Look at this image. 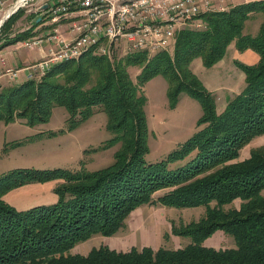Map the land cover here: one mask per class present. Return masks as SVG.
<instances>
[{
    "label": "trees",
    "instance_id": "obj_1",
    "mask_svg": "<svg viewBox=\"0 0 264 264\" xmlns=\"http://www.w3.org/2000/svg\"><path fill=\"white\" fill-rule=\"evenodd\" d=\"M20 13L10 16L0 32ZM253 14L262 17L255 36L243 33ZM196 18L190 21H199L201 27L181 29L172 55L136 52L110 58L95 54L94 48L77 60L54 65L37 80L0 88V122L43 124L53 108L64 107L73 128L98 109L107 115V129L115 133L108 143H120L113 163L101 170L17 169L0 176V264H264V146L233 162L253 139L264 135V0ZM37 20L28 31L0 38V49L36 36L33 30L42 17ZM232 43L238 52L251 50L259 59L255 65L234 61L244 73L245 87L218 114L214 96L204 90L190 65L195 59L206 67L218 63ZM130 68L140 69L136 81ZM159 74L168 79L173 105L186 93L200 102L203 114L190 138L160 162L146 164L148 128L141 88ZM186 158L185 165L171 169ZM55 180L59 185L53 189V204L19 211L3 200L13 189ZM151 204L204 210L197 221L171 227L174 236L189 239L184 247L121 252L101 245L86 255L70 253L94 236H115L132 212ZM219 231L232 237V247L205 245Z\"/></svg>",
    "mask_w": 264,
    "mask_h": 264
},
{
    "label": "rangeland",
    "instance_id": "obj_2",
    "mask_svg": "<svg viewBox=\"0 0 264 264\" xmlns=\"http://www.w3.org/2000/svg\"><path fill=\"white\" fill-rule=\"evenodd\" d=\"M5 1V9H8L18 0ZM245 1L247 0H234V4H229V9L233 5ZM41 2L43 1L28 0L27 4L18 9L19 12H21V17L17 20L19 22H14L10 25V27L6 29V32H4L3 29V31L0 32V38H8V35L10 36V34L15 33L13 30L15 27H17L18 30L22 29L21 32L31 29L34 20L37 18L36 15L38 16L39 14L37 6ZM33 4L34 8L36 6V10L32 13H25V10L33 8ZM0 20H3L4 24L8 18ZM261 20L262 17L260 14H253L245 21L243 33L255 36L259 30ZM69 22L78 23V17H70V20H63L61 24H67ZM190 23H197V20L190 21ZM48 24L52 25L47 26L50 28L49 30H56V27L54 26L56 23ZM2 25L0 26V30ZM66 28L71 30V25L61 27L60 31L64 32ZM190 28L199 29L200 27L193 24ZM4 34L6 35L3 36ZM64 39L70 40L67 38ZM97 48L98 49L94 50V53L103 54L98 51L100 46ZM18 49L19 48L14 46L11 48L9 47L7 50L12 51ZM22 49H20L19 52L16 51V54L22 51L25 54L31 55V60L37 55L34 51ZM107 50H109L110 55H103H107L110 58L113 56H124L123 46L113 45L112 47L110 46V48L108 47ZM173 50L174 47L166 53L172 55ZM155 54L156 53H148L147 55L151 57ZM231 56L232 48L230 46L228 47L222 62L219 61L212 66L206 67L202 64L200 59H197L193 61L190 69L204 90L214 96L215 108L218 114L222 113L228 102L245 87L244 73L234 62L232 63ZM4 61L6 67L13 68V66L11 67L9 65L5 55ZM54 65H51V63L48 62L47 66H44L45 73ZM128 71L131 79L136 81V76L139 74L140 69L130 68ZM5 74L6 73L3 72L0 75ZM23 75L24 74L22 73L14 79H9L5 76V79L3 78L0 80V88L19 84L23 81ZM32 80L37 79L34 78ZM168 89L169 82L163 74H159L150 79L141 88L146 99L144 112L148 128V153L144 158L146 164L160 162L165 159L168 154L172 153L180 144L190 138L196 132L197 121L203 114L200 102L186 93H181L178 97L177 103L173 105L168 97ZM107 121V115L96 109L92 116L77 126L70 128L69 116L66 109L64 107H55L51 112L49 120L43 124L28 126L24 121H15L8 124L0 122V176L17 169H68L93 172L108 167L113 163L114 154L119 149L120 143H108V141L115 137V133L107 129ZM261 146H264V135L253 139L242 150L239 158L233 162H240L247 159L250 150ZM187 162L188 158L176 161L170 167L174 170L182 167ZM51 182H55L56 186L59 185L58 180ZM163 193L164 191L156 193L154 199ZM50 196L53 197L56 195L51 192ZM47 198V194H45L44 200H47ZM13 201L18 202L20 206L26 204V202H21L22 198L16 200L13 199ZM239 203V201L235 202L234 205L236 208L239 206ZM12 207L16 209V207ZM227 208L228 207H225L224 209ZM203 213L204 210L202 208L176 209L165 208L158 204L144 205L131 213L130 217L125 221L124 227L115 236L110 238L99 235L94 236L86 242L77 244L70 253L86 255L92 248H97L101 245H106L113 250L121 252L128 251L133 247L137 249L151 247L154 250L158 248L171 250L179 249L185 246V239H189L174 236L171 233V227H179L181 224L186 225L191 221H197L202 217ZM205 245L212 248L222 249L232 247L233 240L232 237L228 235L225 236L219 231L206 240Z\"/></svg>",
    "mask_w": 264,
    "mask_h": 264
},
{
    "label": "built area",
    "instance_id": "obj_3",
    "mask_svg": "<svg viewBox=\"0 0 264 264\" xmlns=\"http://www.w3.org/2000/svg\"><path fill=\"white\" fill-rule=\"evenodd\" d=\"M21 3L17 6V3ZM28 0H18L5 9V0H0V19L9 18ZM37 10L42 23H56V30H48L46 36L36 35L23 43L29 51L47 47L44 57L26 68L27 77L39 79V71L49 61L64 57L82 47H92L100 42V53L109 54L108 47L123 46L124 55L136 52L173 49L176 34L190 23V16L203 15L229 9L234 0H145L121 7V13H113V0H42ZM45 1V2H44ZM70 17H78V24H71L74 37L66 40L58 30V24ZM3 21V20H2ZM0 20V24L2 22ZM154 22L163 23V30H154ZM1 26V25H0ZM110 55V54H109ZM17 71L6 70L9 79L17 77Z\"/></svg>",
    "mask_w": 264,
    "mask_h": 264
},
{
    "label": "crops",
    "instance_id": "obj_4",
    "mask_svg": "<svg viewBox=\"0 0 264 264\" xmlns=\"http://www.w3.org/2000/svg\"><path fill=\"white\" fill-rule=\"evenodd\" d=\"M249 1L250 0H247L245 2H249ZM42 3L43 2L39 3L38 6H40ZM38 6H37V8H38ZM35 10H36V6L34 8V4H33V8L25 10V13H32ZM40 16H42L40 13L38 14V16L36 15V17H38V21H39ZM16 22H19V21H16ZM67 25H71V22H69L67 24H61L60 23V24H58L57 27H58V30H59L60 34L62 35V37L67 38V39H72L74 37V33L72 30H70L69 28H66V30H64V32L60 31L61 27H64ZM47 26H52V25L47 23ZM47 26L45 24L41 23L38 27L34 28L33 32L36 33L35 35L44 36L47 34V30L50 29ZM54 26L56 27V25H54ZM13 30L15 31L16 34L20 33L22 31V29L18 30L17 27H15V29H13ZM15 33H12V34H10V36L8 35L7 37L12 38L16 35ZM7 34H9V33H7ZM2 41H3V39L0 41V44ZM22 45H23V41L18 42V43L13 44V45H9V46L0 50V74L5 72L6 70H14V71L19 70V72L17 73V77L23 73L24 74L23 75V77H24L23 81H25L26 79L28 80V77H27L28 71L26 70V68H28V67L32 66L33 64L37 63L38 61H40L44 57V55L47 51V47H44L42 50H35L34 52H36L37 55L35 56V58H33V60H31V55L25 54L22 51L20 53L16 54V51L19 52L20 49L23 48ZM14 46L16 48H19V49L18 50H12V51L7 50V49H9V47L11 48ZM230 46L232 48V56H231L232 63L234 61H238V62L243 63L245 65H255L258 62L259 58H258L257 54H255L253 51L246 50V51L240 53L235 49L234 44H231ZM22 50H26V49H22ZM4 55L7 57L9 65L11 67L13 66L14 69L6 67V64L4 61ZM195 60H197V59H195ZM222 61H223V59L220 62H222ZM14 63H15V67H14ZM192 63H191V65H192ZM191 65H190V69H191ZM233 66H234V64H233ZM3 78L4 79L6 78L5 75H0V80ZM241 78H242V76H241ZM243 79H244V76H243ZM55 187H56L55 182H47V183H43V184H39V183L28 184V185L17 188L15 190H13L12 192H9L8 194H6L4 196V201L7 202L9 205L16 207V209H18L19 211L26 210V209H29V208L35 207V206L53 204L56 202L57 197L56 196L51 197L50 193L53 192V189ZM13 194H14V196H13ZM45 194H47V197H48L47 200H44ZM19 198H22L21 202H26V204L21 205L22 207L19 205L18 202L13 201V199L16 200Z\"/></svg>",
    "mask_w": 264,
    "mask_h": 264
},
{
    "label": "bare ground",
    "instance_id": "obj_5",
    "mask_svg": "<svg viewBox=\"0 0 264 264\" xmlns=\"http://www.w3.org/2000/svg\"><path fill=\"white\" fill-rule=\"evenodd\" d=\"M140 1H145V0H113V13H121V7L127 6L128 4H133V3H137ZM21 3V1H19L17 3V6ZM219 12V11H217ZM197 16H190V20L195 18ZM71 24H78L76 22H73ZM154 30H163V23L161 22H154ZM28 40H24L23 43H25ZM100 46V42H92V47H82L79 50H76L75 52H72L71 54L68 55H64V57L58 58V59H54L53 61H49L51 63V65L54 64H58L60 62H66V61H70V60H77L80 56H82L83 53L88 52L91 49L97 48ZM161 51L158 50H149L148 53H158ZM133 54V53H131ZM40 72V76L44 75L45 73V68L42 67ZM39 76V77H40ZM35 77H28L29 80L34 79Z\"/></svg>",
    "mask_w": 264,
    "mask_h": 264
},
{
    "label": "water",
    "instance_id": "obj_6",
    "mask_svg": "<svg viewBox=\"0 0 264 264\" xmlns=\"http://www.w3.org/2000/svg\"><path fill=\"white\" fill-rule=\"evenodd\" d=\"M37 22H38V20H37ZM3 24V21L1 22V24L0 25H2Z\"/></svg>",
    "mask_w": 264,
    "mask_h": 264
}]
</instances>
